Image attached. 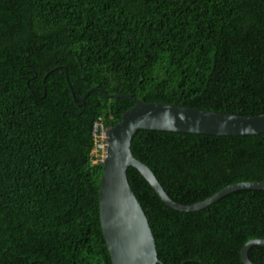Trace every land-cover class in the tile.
<instances>
[{
  "label": "trees",
  "instance_id": "16d2710c",
  "mask_svg": "<svg viewBox=\"0 0 264 264\" xmlns=\"http://www.w3.org/2000/svg\"><path fill=\"white\" fill-rule=\"evenodd\" d=\"M114 93L264 113V0H0V264H112L91 129L134 104ZM130 151L183 204L264 181V132L139 129ZM126 174L157 264H244L242 245L264 238V190H234L186 212L136 168ZM248 257L264 264V246Z\"/></svg>",
  "mask_w": 264,
  "mask_h": 264
},
{
  "label": "water",
  "instance_id": "95a60500",
  "mask_svg": "<svg viewBox=\"0 0 264 264\" xmlns=\"http://www.w3.org/2000/svg\"><path fill=\"white\" fill-rule=\"evenodd\" d=\"M112 95L134 101L107 130L98 188L99 222L112 264H157L159 261L148 219L127 178L129 166L139 171L167 206L179 211H197L238 189L264 190V181H241L229 184L198 202L183 204L171 199L151 169L130 151L131 139L139 129L213 135L258 134L264 132V113L246 116L162 101L144 102L131 94ZM252 245L264 246V238L255 237L242 245L240 258L244 264H256L248 257V249Z\"/></svg>",
  "mask_w": 264,
  "mask_h": 264
},
{
  "label": "built area",
  "instance_id": "2783aa9c",
  "mask_svg": "<svg viewBox=\"0 0 264 264\" xmlns=\"http://www.w3.org/2000/svg\"><path fill=\"white\" fill-rule=\"evenodd\" d=\"M91 130L94 137V147L92 152L102 160L106 152L107 127L104 126L103 122L100 120V116L95 119Z\"/></svg>",
  "mask_w": 264,
  "mask_h": 264
},
{
  "label": "clouds",
  "instance_id": "9594fccd",
  "mask_svg": "<svg viewBox=\"0 0 264 264\" xmlns=\"http://www.w3.org/2000/svg\"><path fill=\"white\" fill-rule=\"evenodd\" d=\"M93 125V124H92ZM107 127V130H108V128L110 127V126H106ZM102 161V160H101Z\"/></svg>",
  "mask_w": 264,
  "mask_h": 264
}]
</instances>
